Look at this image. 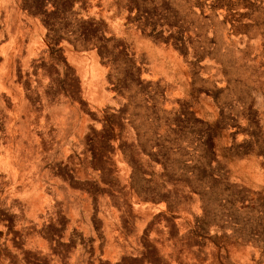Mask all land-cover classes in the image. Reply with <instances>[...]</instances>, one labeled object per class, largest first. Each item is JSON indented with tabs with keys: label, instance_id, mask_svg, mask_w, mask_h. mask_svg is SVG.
I'll list each match as a JSON object with an SVG mask.
<instances>
[{
	"label": "rangeland",
	"instance_id": "obj_1",
	"mask_svg": "<svg viewBox=\"0 0 264 264\" xmlns=\"http://www.w3.org/2000/svg\"><path fill=\"white\" fill-rule=\"evenodd\" d=\"M0 264H264V0H0Z\"/></svg>",
	"mask_w": 264,
	"mask_h": 264
}]
</instances>
